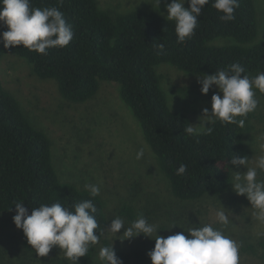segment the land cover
I'll use <instances>...</instances> for the list:
<instances>
[{
    "label": "trees",
    "instance_id": "trees-1",
    "mask_svg": "<svg viewBox=\"0 0 264 264\" xmlns=\"http://www.w3.org/2000/svg\"><path fill=\"white\" fill-rule=\"evenodd\" d=\"M30 3L34 8L57 7L62 11L73 26V40L67 47L49 49L48 55L23 45L5 48L2 33L8 29L0 22V59L6 52L25 58L38 77L56 80L61 96L72 103L91 100L102 81L116 82L121 98L141 124L145 139L177 198L199 201L232 189V172L236 167L230 160L236 154L250 158L246 133L255 112L248 114L243 127L217 119L207 124L212 128L210 134L188 136L184 128L196 123L186 113L170 107L156 66L170 63L186 72L211 75L238 62L245 68L244 74L255 77L264 71V40L255 42L258 34L255 0H239L235 20L228 22L220 19L223 13L212 7L214 0H210L198 19L195 34L183 44L177 42L175 21L153 11L137 9L114 15L102 9L99 0H30ZM220 37H230L236 42L211 43ZM161 43L165 44V51L157 55L156 46ZM181 164L187 166V171L178 176L176 171ZM88 199L96 206V219L100 231H104L110 218L102 197L93 198L86 188L60 178L51 138L31 122L18 98L0 78V213H5L18 230L23 247L36 254L23 230L13 221L15 202L23 201L31 213V207L55 202L74 210L77 203ZM140 213L126 202L120 206V214L129 221ZM96 234L99 235V229ZM105 234L106 231L80 260H91L99 244L112 245ZM261 244L264 247V240ZM114 249L123 264H146L149 260L142 249L131 252ZM257 249L259 246L249 244L244 250ZM49 264H70V261L66 257L55 258Z\"/></svg>",
    "mask_w": 264,
    "mask_h": 264
},
{
    "label": "rangeland",
    "instance_id": "rangeland-1",
    "mask_svg": "<svg viewBox=\"0 0 264 264\" xmlns=\"http://www.w3.org/2000/svg\"><path fill=\"white\" fill-rule=\"evenodd\" d=\"M171 2L161 0L158 5L156 0H99L100 7L114 15L142 9L163 17L168 15L166 3ZM255 3L258 19L256 42L264 40V0H255ZM185 7L189 8L188 3ZM235 42L233 38L220 37L211 43ZM156 69L170 107L186 113L198 124L203 109L211 111L212 95L219 91L218 87L214 85L208 94H202L198 79L204 74L186 72L170 63L159 64ZM0 78L18 98L31 122L51 138L54 163L60 178L79 188H85L89 183L101 186L100 196L107 208L110 225L116 216L123 218L126 225L132 222L120 214V206L126 202L143 213L149 223L155 224L161 236L211 224L240 245L239 264H264V247L261 244L264 221L257 219V210L247 197L236 194L232 186L226 194L208 196L199 201L177 198L157 155L145 139L141 124L121 98L116 82L102 81L91 100L72 103L61 96L56 80L41 79L32 64L12 52L4 53L0 59ZM256 97L259 106L246 133L251 152L249 166H255V159L264 155V96L256 90ZM141 148L144 154L137 159ZM246 170L240 166L233 171ZM257 179L264 180V171L258 170ZM218 210L228 215L227 225L218 222ZM174 225L176 227L172 228ZM124 230L122 228L117 236L106 232L105 238L115 248L127 252L142 249L148 253L154 249L156 233L153 238L141 234L121 241ZM249 244H255L259 249L256 252L244 250ZM102 247V244L98 245L91 260L79 259L78 264H102L99 259ZM55 258H65L59 247H54L47 257L28 252L18 230L9 223L5 213H0V264H49ZM146 264H152L150 257Z\"/></svg>",
    "mask_w": 264,
    "mask_h": 264
},
{
    "label": "clouds",
    "instance_id": "clouds-1",
    "mask_svg": "<svg viewBox=\"0 0 264 264\" xmlns=\"http://www.w3.org/2000/svg\"><path fill=\"white\" fill-rule=\"evenodd\" d=\"M156 2L160 5L161 0ZM185 3H189L190 8H186ZM209 3L210 0H172L170 4L166 3V19L175 21L178 43H185L195 34L202 10ZM212 7L223 13L220 16L222 21L228 22L235 20V11L240 4L239 0H214ZM0 22L8 29L2 33L5 48L23 45L31 51L48 55L49 49L67 47L74 38L73 26L66 21L62 11L57 7H31L30 0H0ZM156 47L159 49L157 55L164 53L165 44ZM244 73L245 68L237 62L198 79L202 94H208L214 85L219 91L212 95L211 111L203 109L200 122L196 125L189 123L184 128L188 136L210 134L212 128L206 125H211L217 119L222 123L244 126L248 114L255 112L259 106L256 90L264 93V71L252 78ZM143 154L144 149L141 148L137 159ZM249 163L246 155L232 156V166H244L247 170L233 171L231 184L235 193L246 196L257 210V219L264 221V180L257 179L258 170L264 171V155L255 159V166H249ZM186 171L187 166L181 164L176 175H184ZM85 188L93 198L101 193L99 184L89 183ZM14 207L16 214L13 221L17 228L23 230L28 244L38 257H47L58 246L72 264H78L79 259L87 255L89 247L99 243L105 231L117 236L123 228L121 241L141 234L153 238L156 233L154 249L147 253L152 264H239L240 261V245L222 229L214 228L211 224L190 227L185 230L188 235L176 232L165 237L158 234L157 226L149 223L143 213L128 225L123 218L116 216L110 227L100 231L96 219L97 208L91 199L77 203L74 210L59 202L31 207V213L23 201L15 202ZM216 216L220 224L229 223L225 211L218 210ZM98 229L99 235L96 234ZM99 259L102 264H123L113 244L100 249Z\"/></svg>",
    "mask_w": 264,
    "mask_h": 264
}]
</instances>
